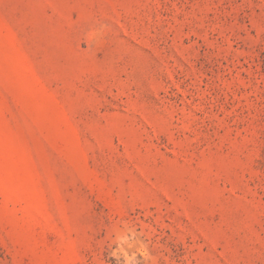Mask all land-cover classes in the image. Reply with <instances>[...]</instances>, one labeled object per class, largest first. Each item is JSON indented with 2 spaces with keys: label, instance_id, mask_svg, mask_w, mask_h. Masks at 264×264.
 I'll return each instance as SVG.
<instances>
[{
  "label": "rangeland",
  "instance_id": "obj_1",
  "mask_svg": "<svg viewBox=\"0 0 264 264\" xmlns=\"http://www.w3.org/2000/svg\"><path fill=\"white\" fill-rule=\"evenodd\" d=\"M133 253L264 264V0H0V264Z\"/></svg>",
  "mask_w": 264,
  "mask_h": 264
},
{
  "label": "clouds",
  "instance_id": "obj_2",
  "mask_svg": "<svg viewBox=\"0 0 264 264\" xmlns=\"http://www.w3.org/2000/svg\"><path fill=\"white\" fill-rule=\"evenodd\" d=\"M139 251V250H138ZM125 255H127L126 253H125ZM133 256H134V258H135V264H139V261H138V259H137V254L136 253H133Z\"/></svg>",
  "mask_w": 264,
  "mask_h": 264
}]
</instances>
